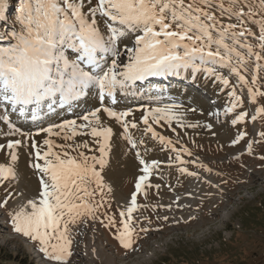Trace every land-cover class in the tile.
<instances>
[{
	"label": "snow or ice",
	"instance_id": "snow-or-ice-1",
	"mask_svg": "<svg viewBox=\"0 0 264 264\" xmlns=\"http://www.w3.org/2000/svg\"><path fill=\"white\" fill-rule=\"evenodd\" d=\"M0 29V124L7 129L0 133L6 137L0 143V215L46 264H77L76 235L90 226L95 233L97 224L127 259L151 233L199 222L206 200H223L230 176L205 163L177 128H202L216 137L217 124L228 126L236 130L228 146L245 142L232 159L247 155L264 162V153L255 151L264 146V0H0ZM171 77L226 92L225 105L208 112L213 122L186 119L195 107L162 103L164 89L142 90L153 78ZM144 96L148 103L121 106ZM89 99L98 106L35 132L12 119L35 122ZM165 126L175 139L157 130ZM151 142L169 153L166 161L148 158L150 145L156 146ZM129 154L138 175L126 202L117 204V219L109 211L115 195L107 174L114 158ZM22 157L35 188L20 169ZM163 167L215 191L180 195L176 185L153 184L154 175L164 179ZM162 187L174 193L168 203L160 197ZM153 190L156 203L138 202V195L147 201ZM185 197L189 202L182 203ZM149 208L152 215L141 213Z\"/></svg>",
	"mask_w": 264,
	"mask_h": 264
},
{
	"label": "rangeland",
	"instance_id": "rangeland-1",
	"mask_svg": "<svg viewBox=\"0 0 264 264\" xmlns=\"http://www.w3.org/2000/svg\"><path fill=\"white\" fill-rule=\"evenodd\" d=\"M9 26L10 24L4 25V29ZM170 96H162V103L175 102L182 103L185 107H195L197 111L192 113L193 115L198 114L203 117L205 120L202 118V122L203 120L212 122L213 119L208 116L207 110L197 106L200 104H197L196 100H190L188 97H181L177 94L174 96L175 98ZM139 98H136V102L131 101L132 103L122 101L121 106L136 108L139 104L149 102H138L141 99ZM87 101L90 104L98 103L92 99ZM86 102H80L79 107L65 110L58 123L64 119H76L85 111L94 108L93 106L86 108ZM201 109L203 115L200 114ZM173 127L175 126L173 125ZM216 127L218 136H222L223 131L221 128L219 129V124ZM22 129L35 132L38 128L31 126ZM157 130L163 131L166 136L173 139L176 138V134L167 126L158 127ZM246 130L252 133V125L249 124ZM4 131H7L6 127L0 124V133ZM177 131L183 138V143L196 152L205 163H208L215 171H222L230 176L229 183L223 186L226 193L223 200L219 195L214 196L211 200H206L205 207L200 213L199 222L188 226L165 228L163 231L151 233L147 240H141V250L127 259L123 257V251L118 247L111 233L98 224L95 233L91 226L87 230L81 229L82 234L76 235V241L79 243L74 245L75 252L78 253L74 257L77 264H264V168L259 167L264 162L247 155L242 156L240 161H234L232 157L245 149L244 141L234 147L228 146L230 139L234 136L213 137L208 135L206 129L202 128L197 131H185V129L177 128ZM3 138L4 136L0 134V143ZM54 139H57L58 143L63 142L59 138ZM192 140L196 141V145L203 147L197 148L191 143ZM218 144L224 145L222 150L218 149ZM177 146L179 147V145ZM255 151L257 155L264 153V146H256ZM124 159L127 163L137 166V162L131 154ZM0 162H5L4 153H0ZM241 163L244 165L243 167ZM25 165L24 168L22 167L23 173L31 177L30 183L35 188L37 187L36 178L32 175L26 162ZM189 167L191 169L193 166ZM131 169L133 170V168ZM111 174L110 176L107 174L111 181L108 179L109 177L107 179L113 184L115 202L109 211L114 212L119 219L116 197L120 195V198L122 196L127 200L134 190L136 177L135 173L131 172ZM219 179L214 175V182H219ZM184 186L185 177L182 176L178 181L177 189H183ZM206 189L215 191L209 189L207 185ZM171 194L169 188L162 187L160 192L162 202L168 203ZM158 199L155 190L149 193L147 201L142 195H138L139 203L152 204L156 203ZM209 210H211V215L208 214ZM160 211L163 213V210ZM141 213L152 215L151 208L142 209ZM180 214L177 213V215ZM183 214L187 215V210ZM6 219L0 215V264H46L34 244L22 235L14 233ZM94 247L100 254L99 257H92L94 256L92 253ZM32 251L40 256L34 257Z\"/></svg>",
	"mask_w": 264,
	"mask_h": 264
},
{
	"label": "bare ground",
	"instance_id": "bare-ground-1",
	"mask_svg": "<svg viewBox=\"0 0 264 264\" xmlns=\"http://www.w3.org/2000/svg\"><path fill=\"white\" fill-rule=\"evenodd\" d=\"M150 87L153 88V89H164V92L161 94L162 96L171 95L172 98H173L177 94L178 96H181V97H188V98H190V100H196V103L200 104L201 106L197 105V104H195V105H197L199 107H204V109L207 110V113L210 110H212L213 107L222 108L225 105L226 101H227V97H225L226 96V92L217 94V90L213 86H211L210 84L206 85L202 81L199 82V87L197 88V87L191 85V81L190 80H186V79H183V78H176V77H171V78H167V79L153 78L152 80H150L149 82H147L143 86L142 90L146 91ZM140 98H139L140 101H138V102L142 103V102H147L148 101L147 96L140 97ZM131 101L132 102L133 101L136 102V99L129 98V100L127 102L132 103ZM211 101H215V104L213 105L211 103ZM79 104H81V103L79 102ZM85 104H87L85 106L86 108H90L92 106L93 107L98 106V103L90 104L88 101ZM126 105H129V104H126ZM191 105H193V104H191ZM68 110H71V109H68ZM64 111L65 110H58L55 114L50 115V116H44V117H42L41 119H39V120H37L35 122L31 120L30 116H28V117H17L16 115H13L12 117H13V120L15 121V123H17L22 128H30L31 126L32 127L35 126V128H39V127H46L49 123H52V122L58 123V121L61 119V116H62L61 114ZM136 115H137V117H139L140 116V112H137ZM195 115H197V117H195ZM192 117H193V119H192ZM202 118L203 117L198 116V114H194L193 115L192 113H188V115L186 117V119H188V120L192 119L191 121H196V120H200L201 121ZM223 119H224V117L222 116V120ZM207 121H210V120H207ZM212 122H213V120H212ZM173 125L176 126L175 123ZM216 128H214V131L217 132ZM220 128L223 131L222 136H225L227 138L228 137H233L234 136L233 133L236 132L235 129L230 128L228 126H223L222 127L221 125H219V129ZM191 130H194V131L196 130L197 131L199 129H191V128L185 129V131H191ZM257 131H258V125H257ZM160 132L165 135V133L163 131H160ZM206 132L208 133V135H211V133H209L207 130H206ZM219 134H221V133H219ZM44 135H45L44 133H41L40 136L36 137V139L41 140L44 137ZM222 136L219 135L218 137L222 138ZM83 139H85V137H77V140H83ZM1 142L2 143L6 142V137H4L1 140ZM151 143L152 144H156V142H151ZM168 156H169V153L167 151H162L160 149V147L158 146V144H156L154 150H151V145H150V151L148 153V158L149 159L158 158L159 160L166 161L168 159ZM26 160H27L26 157H22L21 158L20 169H21L22 172H23V168H24L23 166H26L25 165ZM131 168H133V170ZM130 172L131 173H135V177H136L138 175L137 166L134 165V164L131 165L130 163H127L125 161L124 157L117 156L116 158L113 159L112 167L110 168L108 174L110 176V175H112L111 173L128 174ZM162 173H163L164 179L163 180L158 179L157 176L154 175L152 177V183L153 184L160 183L162 185H164V184L176 185V193L175 194L184 195V193L186 191H191V190L197 189V188H203L205 191H208L206 189V185L197 184V182L193 178H185V186H184V188L178 190L177 189L178 181L180 180V178L182 176H179V174L175 170V167H173L171 169H169L167 167H163L162 168ZM204 175L207 176L208 174L204 173ZM109 176H107V177H109ZM178 177H179V180L177 179ZM209 178L214 181V175L209 176ZM108 179L110 180V177ZM163 188H168V187H163ZM173 196H174V193L172 192V194H171V196L169 198L171 199V198H173ZM116 200L118 201V204H120V205H122V204H124L126 202V200L123 199L122 196L120 198V195H117ZM181 202L182 203H187V202H189V200H188L187 197H185ZM38 256H40V255L38 254ZM99 256H100V254L96 250V254L94 256H92V257H99ZM100 259H102V258H100Z\"/></svg>",
	"mask_w": 264,
	"mask_h": 264
}]
</instances>
